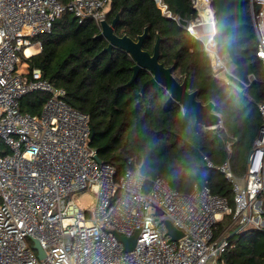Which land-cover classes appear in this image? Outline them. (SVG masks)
Returning a JSON list of instances; mask_svg holds the SVG:
<instances>
[{
    "label": "built area",
    "instance_id": "built-area-1",
    "mask_svg": "<svg viewBox=\"0 0 264 264\" xmlns=\"http://www.w3.org/2000/svg\"><path fill=\"white\" fill-rule=\"evenodd\" d=\"M111 2L0 0V264H224L237 232L264 230V102L258 104L262 125L243 176L234 173L230 155L219 165L205 156L207 166L232 183L234 206L208 185L184 193L139 170L118 176L113 164L96 159L89 115L28 63L42 49L38 36L50 33L64 12L81 23L92 19L101 29ZM156 2L171 15L164 0ZM193 3L199 18L187 30L203 42L214 76L244 90L257 79L240 78L218 51L211 0ZM251 11L264 65V0H251ZM33 92L48 94L38 114L21 109L22 98ZM227 147L231 151V143ZM79 191L92 192L94 200L82 207L69 197ZM225 215L239 226L216 234ZM167 220L184 235L173 239ZM115 231L125 237L139 231L134 249L127 251ZM34 239L45 250L43 258Z\"/></svg>",
    "mask_w": 264,
    "mask_h": 264
},
{
    "label": "trees",
    "instance_id": "trees-1",
    "mask_svg": "<svg viewBox=\"0 0 264 264\" xmlns=\"http://www.w3.org/2000/svg\"><path fill=\"white\" fill-rule=\"evenodd\" d=\"M164 3L170 16L156 0H112L106 20L111 22L119 13L116 33L132 38L147 29L143 47L151 53L160 38V61L171 66L177 78H188L189 89L197 91L198 100L215 102L222 115L221 126L206 128L196 123L195 116L186 114L161 84L143 94L142 87L152 73L143 69L129 83L135 64L131 54L118 47L104 51L109 42L98 36L99 26L92 19L81 23L69 11L50 33L38 36L42 49L28 59L29 66L41 68L44 78L65 88L71 106L89 115L94 132L90 145L103 162L116 167L118 176L128 169L139 170L148 178L166 179L184 193L191 192L195 184L208 185L234 206L232 183L208 167L205 156L219 165L230 155L234 173L243 176L262 125L258 104L264 102V65L257 56L251 0H211L218 51L240 78L247 80L253 74L257 79L242 86L244 90L214 76L203 42L179 22L183 18L189 24L199 18L193 0ZM47 99L46 92L30 93L22 98L21 109L38 114ZM227 217L233 219L225 215L216 234L224 230ZM223 257L224 264H264V230H240Z\"/></svg>",
    "mask_w": 264,
    "mask_h": 264
},
{
    "label": "water",
    "instance_id": "water-1",
    "mask_svg": "<svg viewBox=\"0 0 264 264\" xmlns=\"http://www.w3.org/2000/svg\"><path fill=\"white\" fill-rule=\"evenodd\" d=\"M257 9H260V5H257ZM119 15L118 13L111 22L107 20L102 21L101 31L98 36L105 37L109 42L108 46L104 48V51H112L114 47H118L130 53L135 60V64L133 65L134 73L129 83H132L136 79L141 70L147 69L152 73V77L144 83L141 91L143 94L151 86L161 84L170 92L171 97L184 107L186 114H193L195 116L196 123L206 128H214V126L219 125L222 122V115L216 111L215 102L209 101L203 103L198 100L197 91L189 89L188 78L185 77L183 80L177 78L173 73V68L171 66H165L160 61V38L156 41L152 53L145 50L143 45L148 35L147 29L137 38H132L128 34L119 35L115 31ZM179 20L182 25H188V20L183 18ZM93 136L94 132L91 134V139ZM96 159L100 163L103 162L98 154L96 155ZM166 223L168 234L173 239L177 240L184 235L183 231L177 228L171 221L167 220ZM138 233L139 231L131 237H125L115 231L116 237L125 244L127 251L134 249L136 246ZM34 248L38 250L39 257L43 258L45 256V250L41 247L37 239H34Z\"/></svg>",
    "mask_w": 264,
    "mask_h": 264
},
{
    "label": "rangeland",
    "instance_id": "rangeland-1",
    "mask_svg": "<svg viewBox=\"0 0 264 264\" xmlns=\"http://www.w3.org/2000/svg\"><path fill=\"white\" fill-rule=\"evenodd\" d=\"M199 32L202 33V27L199 28ZM24 60L27 61V59ZM217 126L218 125L214 126V128H216ZM69 197L75 198L82 207H86L94 200L95 196L92 192L89 191H79L76 193H72ZM225 224L227 225V227L230 226V232L239 226L238 221L233 222V219L230 220L228 217L225 219Z\"/></svg>",
    "mask_w": 264,
    "mask_h": 264
},
{
    "label": "crops",
    "instance_id": "crops-1",
    "mask_svg": "<svg viewBox=\"0 0 264 264\" xmlns=\"http://www.w3.org/2000/svg\"><path fill=\"white\" fill-rule=\"evenodd\" d=\"M209 128H213V127H209ZM217 225H218V224H217ZM229 227H230V226L227 227V225H226L225 228H224V230H226V229L230 230ZM217 228H218V227H217ZM217 228H216V229H217Z\"/></svg>",
    "mask_w": 264,
    "mask_h": 264
},
{
    "label": "bare ground",
    "instance_id": "bare-ground-1",
    "mask_svg": "<svg viewBox=\"0 0 264 264\" xmlns=\"http://www.w3.org/2000/svg\"><path fill=\"white\" fill-rule=\"evenodd\" d=\"M33 51V49L32 48H30L29 50H28V52L30 53V52H32Z\"/></svg>",
    "mask_w": 264,
    "mask_h": 264
}]
</instances>
